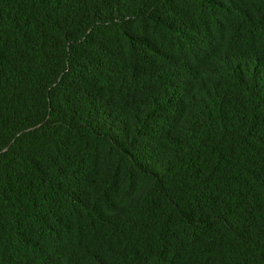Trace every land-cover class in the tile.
<instances>
[{
	"label": "trees",
	"instance_id": "1",
	"mask_svg": "<svg viewBox=\"0 0 264 264\" xmlns=\"http://www.w3.org/2000/svg\"><path fill=\"white\" fill-rule=\"evenodd\" d=\"M0 264H264V0H0Z\"/></svg>",
	"mask_w": 264,
	"mask_h": 264
}]
</instances>
